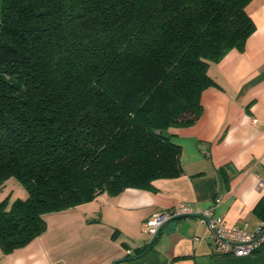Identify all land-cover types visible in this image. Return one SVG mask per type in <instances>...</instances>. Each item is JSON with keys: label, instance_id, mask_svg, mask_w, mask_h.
Returning a JSON list of instances; mask_svg holds the SVG:
<instances>
[{"label": "trees", "instance_id": "trees-1", "mask_svg": "<svg viewBox=\"0 0 264 264\" xmlns=\"http://www.w3.org/2000/svg\"><path fill=\"white\" fill-rule=\"evenodd\" d=\"M249 1L1 0L0 191L26 192L0 198L4 252L46 214L183 173L170 129L195 123L209 63L255 30Z\"/></svg>", "mask_w": 264, "mask_h": 264}, {"label": "crops", "instance_id": "crops-1", "mask_svg": "<svg viewBox=\"0 0 264 264\" xmlns=\"http://www.w3.org/2000/svg\"><path fill=\"white\" fill-rule=\"evenodd\" d=\"M246 9L255 30L243 48L209 63L214 84L201 93L195 123L170 129L181 147L183 173L155 179L151 189L101 193L46 214L41 235L10 252L0 246V264H264V247L247 256L216 253L198 217L168 221L148 248L151 237L141 232L153 212L178 202L213 207L227 223L248 230L262 217L264 187L257 181L264 179V0H250Z\"/></svg>", "mask_w": 264, "mask_h": 264}, {"label": "built area", "instance_id": "built-area-1", "mask_svg": "<svg viewBox=\"0 0 264 264\" xmlns=\"http://www.w3.org/2000/svg\"><path fill=\"white\" fill-rule=\"evenodd\" d=\"M257 186L264 187V179L257 181ZM219 198H216V202ZM202 213L205 218H198L209 230L208 238L216 253L220 255L247 256L264 247V218H261L253 230L243 226L231 225L216 214L213 207L203 210L194 209L190 204L178 202L164 211L153 212L141 225V232L149 237L177 215Z\"/></svg>", "mask_w": 264, "mask_h": 264}, {"label": "rangeland", "instance_id": "rangeland-1", "mask_svg": "<svg viewBox=\"0 0 264 264\" xmlns=\"http://www.w3.org/2000/svg\"><path fill=\"white\" fill-rule=\"evenodd\" d=\"M0 3H1V0H0ZM4 192H5V194L10 192L11 196L13 198L25 197V195H26V192L24 191V189L22 188L21 184L16 179H11V180L6 182V185H4V187L0 191V195H3ZM142 235L146 236V234H144V233H142Z\"/></svg>", "mask_w": 264, "mask_h": 264}, {"label": "water", "instance_id": "water-1", "mask_svg": "<svg viewBox=\"0 0 264 264\" xmlns=\"http://www.w3.org/2000/svg\"><path fill=\"white\" fill-rule=\"evenodd\" d=\"M157 133H160V130H156ZM180 216H194V217H198V218H205V216L202 214V213H197V212H194V213H190V214H186V215H177V216H173L171 217L168 221L172 220V219H175L177 217H180ZM163 226V225H162ZM161 226V227H162ZM161 227L158 229V231L156 232L155 235H153L150 240L148 241L147 243V248L152 244L153 240L155 239L156 235L158 234L159 230L161 229ZM112 264V263H111Z\"/></svg>", "mask_w": 264, "mask_h": 264}]
</instances>
